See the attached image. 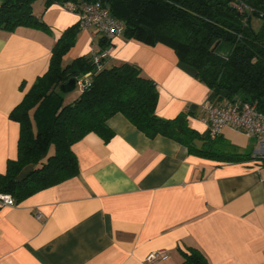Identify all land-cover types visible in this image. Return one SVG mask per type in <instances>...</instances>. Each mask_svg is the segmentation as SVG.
I'll use <instances>...</instances> for the list:
<instances>
[{"label":"crops","instance_id":"crops-1","mask_svg":"<svg viewBox=\"0 0 264 264\" xmlns=\"http://www.w3.org/2000/svg\"><path fill=\"white\" fill-rule=\"evenodd\" d=\"M33 13L51 32L0 30L1 173L18 155L20 124L11 111L48 70L61 34L79 23L78 13L60 4L46 9L45 0L33 3ZM102 38L80 29L63 64L101 51L107 66L135 64L157 84L160 117L189 112L190 125L208 133L202 104L213 91L173 48L123 35L101 45ZM108 125L109 141L90 132L73 145L75 177L15 199L14 206L0 205V264H143L160 250L168 257L153 264H182L180 249L188 247L199 248L209 264H264V162L191 154L171 138L147 136L122 113ZM234 130L226 127L222 135L231 141Z\"/></svg>","mask_w":264,"mask_h":264},{"label":"trees","instance_id":"trees-1","mask_svg":"<svg viewBox=\"0 0 264 264\" xmlns=\"http://www.w3.org/2000/svg\"><path fill=\"white\" fill-rule=\"evenodd\" d=\"M35 1L1 0L0 30L29 26L51 32L33 13ZM67 2H100L124 23L125 38L170 46L180 62L195 69L214 98H240L264 113V0H45V7ZM80 29L78 23L61 34L48 70L10 113L20 124L18 155L8 160L6 172H0V194L22 201L75 177L79 159L73 145L90 132L109 141L114 132L108 120L117 113L147 136L171 138L191 154L226 162L252 160V152L240 151L222 134L202 135L190 125L189 112L160 117L157 84L139 66L127 62L107 66L103 56L98 68L93 54L64 65ZM108 41L103 36L100 43ZM87 72L88 83L67 102L61 85ZM28 166L32 168L23 174ZM180 253L182 264H209L199 248Z\"/></svg>","mask_w":264,"mask_h":264},{"label":"built area","instance_id":"built-area-1","mask_svg":"<svg viewBox=\"0 0 264 264\" xmlns=\"http://www.w3.org/2000/svg\"><path fill=\"white\" fill-rule=\"evenodd\" d=\"M63 7L79 15V25L83 30H95L108 39L123 35L124 23L113 16L108 7L100 2L77 4L67 2ZM105 53L95 52L93 58L98 68L101 67V58ZM91 72L85 73L76 80V87L83 88L88 83ZM204 121L208 125V134L211 138L221 135L226 127H232L256 139V148L252 153V160L256 163L264 161V113L257 106L240 98L218 99L213 98L202 104ZM15 198L11 194H0V205L14 206ZM39 218L41 214L37 215ZM165 251L149 253L143 264H153L160 259H166Z\"/></svg>","mask_w":264,"mask_h":264},{"label":"rangeland","instance_id":"rangeland-1","mask_svg":"<svg viewBox=\"0 0 264 264\" xmlns=\"http://www.w3.org/2000/svg\"><path fill=\"white\" fill-rule=\"evenodd\" d=\"M1 1V0H0ZM36 2V1H35ZM258 21H255V24L257 25ZM66 101L69 99L73 98L74 96H78L80 94V87H76L73 91H70L68 93H64ZM230 140L235 143L240 145L241 147L245 148L243 152H251L253 153L254 149L256 148V141L253 139H250L245 133L234 130L230 133ZM248 148V149H247Z\"/></svg>","mask_w":264,"mask_h":264},{"label":"water","instance_id":"water-1","mask_svg":"<svg viewBox=\"0 0 264 264\" xmlns=\"http://www.w3.org/2000/svg\"><path fill=\"white\" fill-rule=\"evenodd\" d=\"M217 45H218V43H217ZM60 88H61V91L63 93H68L70 91H73L76 88V79L74 77L70 78V80L68 82L62 84Z\"/></svg>","mask_w":264,"mask_h":264}]
</instances>
